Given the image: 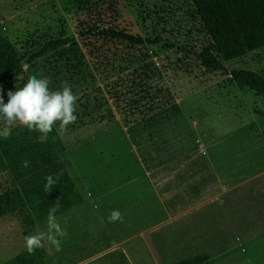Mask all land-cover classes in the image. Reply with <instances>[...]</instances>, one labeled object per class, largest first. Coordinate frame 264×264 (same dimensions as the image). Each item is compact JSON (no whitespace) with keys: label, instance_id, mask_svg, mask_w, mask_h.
<instances>
[{"label":"rangeland","instance_id":"374dc122","mask_svg":"<svg viewBox=\"0 0 264 264\" xmlns=\"http://www.w3.org/2000/svg\"><path fill=\"white\" fill-rule=\"evenodd\" d=\"M76 1L0 0V34L13 44L23 63V74L0 90L4 101L9 90L23 87L33 75L47 78L50 90L67 82L78 97L77 120L64 132L58 124L55 127L65 145L68 172L83 199L56 216L66 235L58 237L60 251L45 242V264H157L159 256L174 261L203 250L214 255L211 264H247L239 249L229 255L228 244L218 253L215 235L198 244L186 239L196 236L183 230L181 223L189 222L199 232L206 217L201 212L209 207L218 212L214 202L177 214L165 225L158 224L161 219L153 221L158 225L147 230L130 226L132 220L151 222L145 212H120L123 222L111 223V212L102 203L110 186L116 188L159 162L167 176L160 187L180 193L176 199L180 206L215 191L218 179L229 182L264 172V98L240 89L225 72L201 66L197 53L210 43L204 34L118 77L99 81L77 35L82 13ZM133 12L125 7L123 14ZM59 39L69 41L36 56ZM224 65L264 76V47ZM3 127L0 122V130ZM7 187L9 175L1 172L0 192ZM222 200L219 210L228 219V204ZM225 230L229 231L226 222L221 232ZM46 231L47 220L27 227L18 214L1 217L0 264L26 250V236ZM140 231L142 235H135ZM177 234L182 243L176 251L172 242ZM250 264H264V258L255 255Z\"/></svg>","mask_w":264,"mask_h":264},{"label":"trees","instance_id":"16d2710c","mask_svg":"<svg viewBox=\"0 0 264 264\" xmlns=\"http://www.w3.org/2000/svg\"><path fill=\"white\" fill-rule=\"evenodd\" d=\"M82 13L77 35L90 59L97 79L109 81L132 70L163 51L177 48L200 35L210 43L197 53L202 67L223 71L240 89L253 90L264 98V76L244 68L228 69L225 61L238 59L264 47V0H77ZM132 16H124V8ZM68 39L52 40L42 52L64 45ZM23 74V63L13 44L0 34V90ZM39 132L12 127L9 138L0 137V173L9 175V187L0 192V218L18 214L29 227L47 220L49 209L58 205L60 215L82 202L70 176L65 145L56 127L45 142ZM28 161V167H24ZM57 179L48 193L46 177ZM46 251L27 250L2 264H45ZM208 251L159 264H211Z\"/></svg>","mask_w":264,"mask_h":264},{"label":"crops","instance_id":"0c3cea01","mask_svg":"<svg viewBox=\"0 0 264 264\" xmlns=\"http://www.w3.org/2000/svg\"><path fill=\"white\" fill-rule=\"evenodd\" d=\"M139 159H141L140 156ZM162 165L163 162H159L156 165L158 167H152L142 175L138 173V175L126 178L121 181L122 183H118L116 188L110 186L104 195L102 208L108 212L113 210L123 213L128 211L145 212L146 219L150 218L151 222L137 224L132 220L130 226L147 230L158 224L165 225L164 221H169L177 214H184L195 208L204 209L214 202V207L218 212L213 213L210 207L201 212L206 217L200 221L199 232L195 230V227H190L189 222L181 223L183 230L185 229L188 233L192 232L193 236H196L190 239L186 238L188 242L196 244L198 241L209 242L210 238L215 239L216 236L218 239L214 241V244L217 246L218 253L223 252L222 249L228 244L229 255L239 249L240 255L247 264H250L255 255L259 256L261 260L264 258V172L230 179L229 182L227 179H218L216 181L219 186L215 191L206 193L188 205L180 206L176 200L181 195L180 193H170L169 188L160 187L167 177L161 172ZM222 198H226L225 203L228 204V219H225V212L219 210L220 203H223ZM155 212L159 215H154ZM160 219L158 224H151ZM225 222L228 224L229 231L221 232ZM142 233L140 231L135 235H142ZM175 236L178 238L172 242L174 250H181L179 245L182 242L178 234ZM212 258L214 260V255ZM160 259H169V257L159 256L157 264Z\"/></svg>","mask_w":264,"mask_h":264},{"label":"clouds","instance_id":"9594fccd","mask_svg":"<svg viewBox=\"0 0 264 264\" xmlns=\"http://www.w3.org/2000/svg\"><path fill=\"white\" fill-rule=\"evenodd\" d=\"M27 65L24 66L27 70ZM47 78L30 76L23 87L15 91L9 90L8 100L4 101L0 94V122L4 127L0 130V137L7 139L11 135L12 127H24L29 131L39 132L38 142H45L48 133L53 127L59 125L61 132L66 131L69 124L77 120L75 115L76 101L78 97L72 92L71 87L64 82L61 89L50 90ZM24 167H28V161H24ZM44 185L46 193L56 185L57 179L48 175ZM58 205L49 209L47 216V231L25 237V248L31 254L37 248H43L45 242L61 250V241L58 237H64L66 232L61 228L56 218ZM109 222H123V216L119 210H113L108 217Z\"/></svg>","mask_w":264,"mask_h":264}]
</instances>
